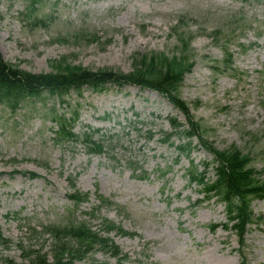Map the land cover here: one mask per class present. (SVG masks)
Listing matches in <instances>:
<instances>
[{"label":"rangeland","instance_id":"obj_1","mask_svg":"<svg viewBox=\"0 0 264 264\" xmlns=\"http://www.w3.org/2000/svg\"><path fill=\"white\" fill-rule=\"evenodd\" d=\"M180 18L186 26L177 23ZM179 35L187 37L195 61L178 90L192 119L216 147L248 154L255 177L264 180V0H0V55L35 73L51 71L50 61L62 56L93 70L129 72L140 53H177ZM46 92L14 111L0 103V235L12 240L8 247L0 244V264L7 258L25 263L21 246L43 245L48 252L45 225L86 221L101 230L103 218L134 232L106 234L128 254L126 264H242L237 234L208 226L227 220L223 202L205 198L201 185L188 182L189 158L176 160L175 145L187 139H163L173 130L169 117L186 121L166 97L111 83L101 91L72 89L68 103ZM54 103L67 117L78 111L72 127L80 136L99 128L93 138L104 142V150L89 153L81 141L56 142ZM192 140L200 172L212 154ZM130 159L148 176L135 177L141 169ZM68 174L76 188L89 192L77 206L68 197ZM206 176L214 178L211 166ZM97 194L112 203L101 204ZM250 207L264 218V198H252ZM242 247L245 264H264L262 223L249 224ZM116 261L97 248L68 264Z\"/></svg>","mask_w":264,"mask_h":264},{"label":"trees","instance_id":"obj_2","mask_svg":"<svg viewBox=\"0 0 264 264\" xmlns=\"http://www.w3.org/2000/svg\"><path fill=\"white\" fill-rule=\"evenodd\" d=\"M178 22L182 24L181 27H184L185 21L182 18L178 19ZM34 23L39 22L36 20ZM186 38L179 35L181 48L175 54L167 55L162 52H152L140 53L134 56V66L129 72L107 68L93 70L81 64H72L62 56L59 59L50 61L51 71L35 73L19 68L17 64L4 60L0 55V103L6 104L14 111L26 99H40L43 92L46 91L49 94L48 97L56 96L55 98L59 103H68L65 95L70 90H78L79 92L83 87H88L100 91L108 83L119 87L125 84L139 85L154 89L164 95L185 115L186 126L180 120H177V117H169L173 130L166 133L163 139L169 141L175 135L187 139L186 142L176 144L175 148L178 151L177 157L185 155L190 160L191 165L186 170L188 182L201 185V190L207 198L217 196L224 203L227 214L226 221L211 222L208 226L211 231H214L220 225L224 229H232L237 234L241 263L245 264L247 257L242 246L244 245L248 225L252 222L264 225L262 215L255 216L250 207L252 198H264V180L255 177L256 170L250 165L251 158L248 154L235 146L216 147L203 137L202 124L192 119L188 103L178 93L185 74L195 64L194 59L188 54L189 41ZM226 54L227 58L225 59L228 62L231 59V54L228 52ZM52 112V119L57 123L54 140L62 142L79 139V134L72 130V123L78 118V111L73 110L71 117H67L64 113L58 111L54 103ZM95 131L97 130L89 129L81 139L84 140V145L88 151L101 152L104 144L101 140L92 138ZM152 135L150 132L149 136ZM193 137H197L199 144L212 154V160L203 162L204 168L200 172L197 171V163H194L193 158H191L194 148V145H192ZM171 143L173 142L171 141ZM209 166L213 169L214 178L206 176ZM22 172L30 177L38 175L34 171L22 170ZM164 173L165 170H162L161 175H164ZM135 176L147 177V173L143 170V174H135ZM68 182L74 188L72 192L68 193V197L74 205L88 199L87 192H82L75 187L73 176L68 175ZM97 196L102 203L109 202L104 196ZM200 202L201 200L196 201L197 204ZM119 209L122 210V208ZM104 222V231L117 229L118 233L132 235V232L109 220L105 219ZM45 233L53 239L49 253L44 252L41 246L39 248L22 247L26 262L19 263L12 258H7L4 259L5 264H68L76 259H83L96 245L111 249V252L115 255L120 253L114 242L93 230L85 222L67 220L65 224H48L42 227V234ZM71 241L77 244L74 246ZM9 243H11V239L2 238L0 235V244L3 247H7ZM126 257L127 254L120 255L117 258V264H125L123 260ZM102 264L109 263L103 262Z\"/></svg>","mask_w":264,"mask_h":264}]
</instances>
